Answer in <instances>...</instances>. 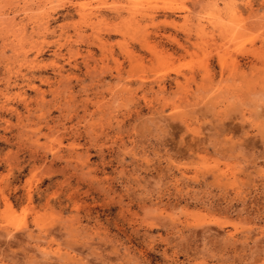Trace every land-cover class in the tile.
<instances>
[{
  "label": "rangeland",
  "instance_id": "obj_1",
  "mask_svg": "<svg viewBox=\"0 0 264 264\" xmlns=\"http://www.w3.org/2000/svg\"><path fill=\"white\" fill-rule=\"evenodd\" d=\"M0 264H264V0H0Z\"/></svg>",
  "mask_w": 264,
  "mask_h": 264
},
{
  "label": "bare ground",
  "instance_id": "obj_2",
  "mask_svg": "<svg viewBox=\"0 0 264 264\" xmlns=\"http://www.w3.org/2000/svg\"><path fill=\"white\" fill-rule=\"evenodd\" d=\"M4 106V105H3Z\"/></svg>",
  "mask_w": 264,
  "mask_h": 264
}]
</instances>
